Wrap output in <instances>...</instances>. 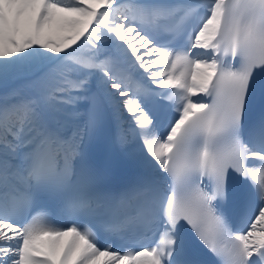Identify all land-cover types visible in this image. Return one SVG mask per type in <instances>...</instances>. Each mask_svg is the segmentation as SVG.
<instances>
[{"label": "snow or ice", "instance_id": "snow-or-ice-1", "mask_svg": "<svg viewBox=\"0 0 264 264\" xmlns=\"http://www.w3.org/2000/svg\"><path fill=\"white\" fill-rule=\"evenodd\" d=\"M0 264H264V0H0Z\"/></svg>", "mask_w": 264, "mask_h": 264}]
</instances>
